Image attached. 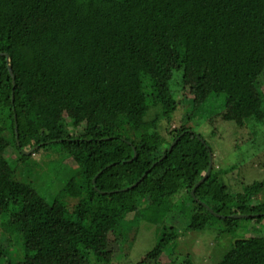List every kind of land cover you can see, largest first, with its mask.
<instances>
[{"label": "trees", "instance_id": "trees-1", "mask_svg": "<svg viewBox=\"0 0 264 264\" xmlns=\"http://www.w3.org/2000/svg\"><path fill=\"white\" fill-rule=\"evenodd\" d=\"M263 85L264 0H0V264H108L179 201L184 231L247 232L216 264H264V179L231 195L188 123L264 125ZM165 228L138 264H194Z\"/></svg>", "mask_w": 264, "mask_h": 264}, {"label": "rangeland", "instance_id": "rangeland-1", "mask_svg": "<svg viewBox=\"0 0 264 264\" xmlns=\"http://www.w3.org/2000/svg\"><path fill=\"white\" fill-rule=\"evenodd\" d=\"M264 88V85H263ZM206 113L197 112L189 120V125L199 132L211 147L214 155L215 168L226 169L224 182L228 186L231 195L243 191V187L253 181L264 179V125L255 123L256 121L245 120V107L239 106L232 113V120H225L221 116L207 117L215 114L221 107L218 105L209 106ZM187 112V107H178L173 114L171 128L179 127L181 116ZM203 117V118H200ZM32 153V151L30 152ZM6 156H14L11 148L5 151ZM53 155L41 151L32 154L29 161L33 165L42 166L47 157ZM46 187V184H44ZM182 195V193H180ZM174 199L179 200V196ZM264 198V190L252 198V202ZM69 207L76 203V199L65 198ZM172 218L160 220L158 223L141 222L130 232L126 242L109 241L110 250L113 252L111 261L108 264H138L143 255L153 247L161 233L166 231V225L175 224L180 227V232L171 231L175 239V254H189L194 264H216L222 253L228 248L230 237H240L247 232L238 230L234 235L222 233L218 235L217 227L206 228L204 230L184 231L183 227L188 218V206L183 209L180 201L173 206ZM172 230V229H171ZM264 232V231H263ZM112 240V236H110ZM5 243V242H2ZM162 261L168 263L169 258L164 255Z\"/></svg>", "mask_w": 264, "mask_h": 264}, {"label": "water", "instance_id": "water-1", "mask_svg": "<svg viewBox=\"0 0 264 264\" xmlns=\"http://www.w3.org/2000/svg\"><path fill=\"white\" fill-rule=\"evenodd\" d=\"M4 55L6 56V58H7V62H8V69H9V71H10V74H11V76L13 77V73H12V69H11V65L9 64V56H8V54L7 53H4ZM172 145H173V143L171 144V146L169 147V149L172 147ZM33 149H31V150H29V151H27L26 153H30L31 151H32ZM211 157H212V155L210 154V166H211ZM210 166H209V168L207 169V171H206V173L204 174V176L195 184V186H197L199 183H201L207 176H208V174H209V172H210ZM143 177V176H142ZM142 177L140 178V180L142 179ZM191 193L193 194V190L191 191Z\"/></svg>", "mask_w": 264, "mask_h": 264}]
</instances>
